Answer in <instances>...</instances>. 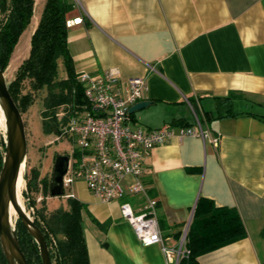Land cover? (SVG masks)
I'll use <instances>...</instances> for the list:
<instances>
[{
    "label": "crops",
    "instance_id": "crops-1",
    "mask_svg": "<svg viewBox=\"0 0 264 264\" xmlns=\"http://www.w3.org/2000/svg\"><path fill=\"white\" fill-rule=\"evenodd\" d=\"M66 21L75 73L113 68L121 81L145 80L151 104L133 113L134 126H194L188 101L218 138L173 137L143 155L164 245L178 246L205 198L234 209L246 234L199 264H264V0H77ZM69 189L85 209L88 264H173L120 215L121 202L137 210L141 199L103 203L81 179Z\"/></svg>",
    "mask_w": 264,
    "mask_h": 264
},
{
    "label": "trees",
    "instance_id": "trees-1",
    "mask_svg": "<svg viewBox=\"0 0 264 264\" xmlns=\"http://www.w3.org/2000/svg\"><path fill=\"white\" fill-rule=\"evenodd\" d=\"M76 7L74 0H45L37 25L31 34L26 59L18 67L8 84V91L20 113L33 104L41 92L45 112L52 116L50 129L59 133L55 113L58 106L82 104V86L75 73L67 46V14ZM34 0H0V69L8 65L19 37L30 25ZM61 59L65 76L59 79ZM225 99H230L225 98ZM134 119V114L131 113ZM47 126V125H46ZM4 141L0 139V168ZM23 190L27 209H32L34 224L42 232L49 250L51 264H88L82 221L83 204L73 197L66 198V206L49 210L45 198L50 197V179L40 178L39 169L25 167ZM42 195L41 205L35 203ZM15 233L27 264H41L38 246L17 219ZM245 228L238 213L231 208L216 207L205 198H199L186 232L184 247L187 254L177 264H199L198 257L245 237ZM0 264H7L0 247Z\"/></svg>",
    "mask_w": 264,
    "mask_h": 264
},
{
    "label": "built area",
    "instance_id": "built-area-1",
    "mask_svg": "<svg viewBox=\"0 0 264 264\" xmlns=\"http://www.w3.org/2000/svg\"><path fill=\"white\" fill-rule=\"evenodd\" d=\"M78 80L84 102L72 108L61 105L55 113L59 122L55 139H63L69 144L63 190L81 179L87 191L103 203L125 196L141 199L137 210L131 202L119 204L122 219L130 225L141 245L160 244L166 260L177 264L179 258L187 254L185 234L177 247L164 245L157 218V201L148 195L143 181V155L173 137H198L216 145L217 136L201 123L196 107L188 101L195 118L194 126L176 130L168 125L155 129L134 126L128 109L142 100L146 89L143 78L121 81L117 71L111 68L96 77L81 71Z\"/></svg>",
    "mask_w": 264,
    "mask_h": 264
},
{
    "label": "water",
    "instance_id": "water-1",
    "mask_svg": "<svg viewBox=\"0 0 264 264\" xmlns=\"http://www.w3.org/2000/svg\"><path fill=\"white\" fill-rule=\"evenodd\" d=\"M151 104L141 100L132 105L128 111L134 113ZM0 111L3 116L4 153L0 168V247L7 264H27L22 253L15 227L12 224L10 207L16 217L25 227L27 233L38 246L41 264H51L49 250L40 229L25 211L19 201L18 181H23L26 167L27 141L21 113L8 91L4 73L0 69ZM69 158L67 155H58L54 159L50 179V197L63 196V177L66 175Z\"/></svg>",
    "mask_w": 264,
    "mask_h": 264
},
{
    "label": "rangeland",
    "instance_id": "rangeland-1",
    "mask_svg": "<svg viewBox=\"0 0 264 264\" xmlns=\"http://www.w3.org/2000/svg\"><path fill=\"white\" fill-rule=\"evenodd\" d=\"M44 1L45 0H34V11L30 21V25L19 37L18 42L14 47L13 52L11 53L8 65L3 70L7 85L13 81L18 67L28 55L30 37L32 32L34 31V27L37 25V21L39 19ZM74 1L75 3H77V0ZM57 63L58 77L59 79L64 78L65 73L60 58L57 60ZM46 94V91L43 93L41 92V94L36 97L33 104L29 106L27 110L21 113V116L23 119L27 141L26 167H36L39 169L40 178L46 177L47 179H51L55 157L58 155H66V153H69V144H66L65 140L63 139L56 140L55 138L58 133H54V130L50 129V124L53 121L52 116L48 112L44 113L45 106L42 102L44 97H46ZM59 108L60 106H58V109ZM142 110L144 109L136 111L135 114L140 113ZM0 139H3V141L5 139L4 128L1 123ZM23 184V181H21L20 201L25 211L31 217L33 210L27 209L24 198L22 196V190L24 187ZM69 187H66L64 189L63 196L51 197V200L46 202V206L49 210H55L66 206V199L64 197H66V195L70 193ZM41 199L42 195L38 194L35 201L38 207L41 205ZM16 221V214L13 213L12 224L14 227L16 226Z\"/></svg>",
    "mask_w": 264,
    "mask_h": 264
},
{
    "label": "bare ground",
    "instance_id": "bare-ground-1",
    "mask_svg": "<svg viewBox=\"0 0 264 264\" xmlns=\"http://www.w3.org/2000/svg\"><path fill=\"white\" fill-rule=\"evenodd\" d=\"M0 123L2 124L3 126V116H2V113L0 111ZM21 192V180L19 179L18 181V196H19V193ZM19 201H20V197H18ZM21 202V201H20ZM10 213L11 215H13L14 211L13 209L10 207Z\"/></svg>",
    "mask_w": 264,
    "mask_h": 264
}]
</instances>
